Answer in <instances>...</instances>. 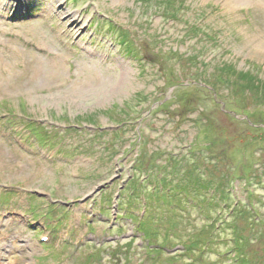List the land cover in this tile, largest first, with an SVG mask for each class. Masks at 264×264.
Returning <instances> with one entry per match:
<instances>
[{
	"label": "rangeland",
	"instance_id": "rangeland-1",
	"mask_svg": "<svg viewBox=\"0 0 264 264\" xmlns=\"http://www.w3.org/2000/svg\"><path fill=\"white\" fill-rule=\"evenodd\" d=\"M263 83L264 0H0V264H264Z\"/></svg>",
	"mask_w": 264,
	"mask_h": 264
},
{
	"label": "trees",
	"instance_id": "trees-1",
	"mask_svg": "<svg viewBox=\"0 0 264 264\" xmlns=\"http://www.w3.org/2000/svg\"><path fill=\"white\" fill-rule=\"evenodd\" d=\"M159 13L161 14V15H166L165 13L166 12H164V11H159ZM179 17V14H174V15H172L171 17H170V19L172 18V19H177ZM190 30H191V28H190ZM193 30L194 31H200L201 32V34H202V37H200V39L201 38H205V39H209L210 41H213L214 40V38H213V36L210 34V33H208V32H206V31H201L202 29H201V26H200V23H196V24H194L193 25ZM126 32H129L128 30H125ZM122 44H127L128 46H130V44H129V42H128V40L126 39V37H124L123 39H122ZM127 53H129V54H131L132 56H134V58L135 59H138L139 61H143L144 59H143V57H142V54H140V53H137V51L134 49V48H132V47H130L127 51H126ZM217 68L218 69H220V66H217ZM226 68H224V69H221V70H225ZM241 73V72H240ZM243 73V72H242ZM252 78V74L249 76V78ZM250 78V79H251ZM250 83H252V82H250ZM263 86H264V83L262 84ZM92 121H90V123H91ZM94 122V121H93ZM92 124H94V123H92ZM29 125L31 126V127H34V129H37V131H40L41 129L39 128V127H36L37 125H38V123H29ZM43 127V126H42ZM45 128V127H44ZM37 137L39 138V140H40V142H42V143H47V134L46 133H42L41 132V134L40 135H37ZM185 166V165H184ZM178 172V171H177ZM175 173V172H174ZM175 175H176V173H175ZM178 176V175H177ZM176 177V176H175ZM177 178V177H176ZM136 179V177L135 178H133L132 180H131V182H134V180ZM178 180V179H177ZM178 182V181H177ZM177 182H174L175 184H177ZM179 182H181V180H179Z\"/></svg>",
	"mask_w": 264,
	"mask_h": 264
},
{
	"label": "water",
	"instance_id": "water-1",
	"mask_svg": "<svg viewBox=\"0 0 264 264\" xmlns=\"http://www.w3.org/2000/svg\"><path fill=\"white\" fill-rule=\"evenodd\" d=\"M101 188H102V186H100L96 191H100ZM96 191H95V192H96Z\"/></svg>",
	"mask_w": 264,
	"mask_h": 264
},
{
	"label": "bare ground",
	"instance_id": "bare-ground-1",
	"mask_svg": "<svg viewBox=\"0 0 264 264\" xmlns=\"http://www.w3.org/2000/svg\"><path fill=\"white\" fill-rule=\"evenodd\" d=\"M2 240V239H1Z\"/></svg>",
	"mask_w": 264,
	"mask_h": 264
}]
</instances>
